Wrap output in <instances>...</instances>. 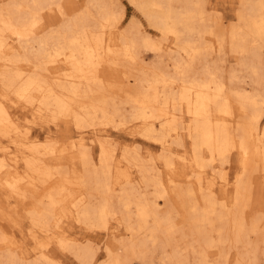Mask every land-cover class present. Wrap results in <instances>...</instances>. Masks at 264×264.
Returning <instances> with one entry per match:
<instances>
[{"label": "bare ground", "instance_id": "1", "mask_svg": "<svg viewBox=\"0 0 264 264\" xmlns=\"http://www.w3.org/2000/svg\"><path fill=\"white\" fill-rule=\"evenodd\" d=\"M129 1L156 30L175 37L168 55L172 74L168 62L161 63L165 49L156 38L159 43L151 36L118 40L106 31L112 12L103 3L89 2L100 21L89 24L86 11L43 34L42 10L55 0L0 5V209L15 214L11 199L19 203L35 226L28 237L44 249V261L49 245L85 263L93 256L90 245L67 242L61 223L68 212L91 232L108 230L111 220L123 224L131 251L148 241L146 256L169 246L164 256L171 264L184 256L182 249L193 264H214L210 257L221 252L226 260V244L254 249L257 240L250 236L264 229V215L250 218L246 210L255 176L264 186V70L254 63L264 54V0H239L237 24H229L226 40L240 55L236 65L251 74L249 91L231 85L237 68L227 81L206 66L213 44L199 38L208 26L202 27L201 0H175L176 6L173 0ZM207 32L223 50L222 23L214 21ZM140 44L162 59L124 87L118 75L130 79L125 64L132 65ZM197 62L204 65L200 72ZM110 127L122 136L113 137ZM231 158L236 168L229 177L220 167ZM74 190L82 193L78 202ZM176 233L195 239L182 248ZM12 240L0 230V248L8 250ZM105 248L108 263L121 264Z\"/></svg>", "mask_w": 264, "mask_h": 264}, {"label": "rangeland", "instance_id": "2", "mask_svg": "<svg viewBox=\"0 0 264 264\" xmlns=\"http://www.w3.org/2000/svg\"><path fill=\"white\" fill-rule=\"evenodd\" d=\"M6 1L7 0H0V5ZM96 1L97 0H94V1H90V0H59L58 1V0H55L56 3H53L49 9L45 8L42 10L41 22L43 23L42 24L43 27L46 25L45 26L46 28L44 27L43 31L41 33L43 34L44 32H48V30L50 28L56 29L57 25L59 26L62 22H65L67 19L69 20V19H73V17L75 18V16L77 17L78 13H79L78 16H82L86 11L88 13H90V15H88L87 19H89V20L87 22L89 24H93L99 20V15L96 14V8H97L96 4L97 3H99V4L103 3L105 5V7L108 8V9L107 8L106 9L107 10L110 9V11L112 12V17H111V21H110L111 27L109 25V27L105 28L108 33L109 32H111L112 34L114 33L115 37L118 38V40H119V38L124 37L126 35L135 36L138 39H141L143 37L146 38L145 36H147V37L151 36L150 37L151 41H154V43L160 42L163 49H165L163 51L166 53V56H165V53L162 52L163 60L161 62L160 59H162V58L160 56L157 57V55L155 54L154 51H153L154 52L153 53L151 50L147 49V47L145 48V46H142V44H140L138 46L140 48H137V51H136L137 55H135L136 57L133 60V61H135V64L133 61H130V60H129L130 62H128V63H130V65L132 64L131 66H128L127 63L125 64V65H127V71H130V73H127V74H132L129 77L130 79L126 78L123 75H118V79L121 76V80L124 82L123 83L124 87L131 86L135 82L134 81L135 77H141V75H140L141 71L140 70H142L143 67L145 69H147L150 66H153V65L156 66V64L158 63L157 62L158 58H160L159 61L164 65H166V62H168V65H166L167 67H165V70L168 73L172 74L173 68L170 66L171 65L170 64L171 59L168 57V55L171 53L170 48L172 50L175 48L174 45H172V43L175 42V40H174L175 37L173 38L172 34L169 33V34L165 35V34H162L159 30H156V28L154 26H152V24H150V21L148 20V18L145 15H143V13L139 9H137L133 5V3H131L129 0H98L100 2H98V1L96 2ZM194 1L198 2L199 0H194ZM201 1H199V2H201L203 4V7H204V13L202 15L201 20H203L205 18L204 20L206 23L203 25L204 22L201 21V23L203 25L202 27L204 28L205 25L213 27L214 21H220L223 25V28H224V43H223L224 49L222 48L223 50H219L217 48L218 46L216 47L217 43H215L216 42L215 37L212 34L208 35L207 31L209 29H211L212 27L208 28V26H207L208 30L205 27L204 29L206 32H203L200 34L199 38H201V39L204 38L205 40H207V41L202 40V42H204V43L206 42V44H207V42L209 41L208 43L213 44L210 46L208 52H206L209 54V51H210V54H209L210 56L208 54H206L207 55L206 58L208 59V60L205 59L207 61L206 63L208 64V65L206 64V66H210L212 68L216 67V69H215L216 71L219 69L217 71V73L222 75L225 78V80H227V81H228L227 78H228L230 71L237 68V70H234V78H233L234 80L232 79L231 85H233L234 87L245 88V90L248 89V91H249L251 89V85H252L251 80H250L251 74L250 75L247 74V73H249V71L246 68L245 69L247 71L246 70L244 71V69L239 68V66L236 65V63L238 64L237 57H238V59H240L239 58L240 55L237 53H232L233 51L230 52L231 50L229 51L228 46L230 45V43H228L229 40H227L228 39V33H229L228 30H230L229 27L234 24V23L232 24V22H235L234 25L237 24L236 23L237 22V12L241 8V3H240V5H238L239 0H201ZM89 2H95L96 4L93 3L94 4V6H93V5L89 4ZM110 2H111V4H114V6L111 5ZM174 2L177 4V1L173 0V3H172L173 6H176V4ZM55 4H58V7ZM110 5L112 6V8ZM93 7H95V8H93ZM236 10H237V12H236ZM114 13H115V15H114ZM235 13H236V15H235ZM70 16H73V17L70 18ZM92 16H93V18H92ZM206 16H208V18ZM209 16L211 17L212 20L209 18ZM94 17L96 20H94ZM63 20H65V21H63ZM91 20H93V22ZM115 20H116V22H115ZM112 21L114 22V24L112 23ZM210 22H212V23H210ZM115 23H116V25H115ZM230 23L232 25H229ZM112 24H113V27H112ZM114 26H115V28H114ZM160 37H161V39H160ZM195 37H198V36H195ZM13 41H14V39H13ZM163 41H165V42H163ZM225 41H226V43H225ZM211 47L213 48V50H211ZM214 48H215V50H216V48H217V50H219V51H217V50L216 51L219 52L220 55L214 50ZM230 49H231V47H230ZM140 51H141V53H139ZM214 51H215V53H214ZM262 51H264V48H262ZM261 56H260L261 60H259L260 64H258L259 62L257 60H255L254 63H256L257 65H260V66L262 65L261 68H262V70H264V54L261 53ZM136 58H139V59H136ZM205 60L204 61L202 60L201 63L204 64ZM223 60H224V62H223ZM212 61H214V62H212ZM154 62L156 64H154ZM217 62L219 64V66H218ZM201 63L199 64L197 62L195 64L197 69L200 68V66L203 69L204 65H201ZM214 64H216L217 66ZM22 67H23V70L26 71V65H21L19 68H22ZM131 67L132 68L134 67V68L131 69ZM169 67H170V69H169ZM134 69H136L138 72L136 70L134 71ZM241 70L244 72H242ZM198 71L200 72L201 70L198 69ZM262 73H264V71H262ZM245 77H247V78H245ZM138 79H140V78H138ZM122 81H121V83H122ZM234 83L236 84V86L234 85ZM121 105H123V103H121ZM127 105L128 104H125V106H127ZM128 108L129 107H127L126 112L128 111ZM128 124H129V122H128ZM60 128L61 129L64 128L63 124H61ZM114 129L115 128H111V131H114V132H112L113 137H115V138L119 137L120 138L122 136V133H116L115 132L116 129L115 130ZM71 131L76 132L77 130L75 127H71ZM82 134L86 135V133H82ZM235 164H236L235 159L231 158L230 162H226V163L222 164L220 168H222V166H223V168H224L223 171L228 172V175L230 177L232 175V170H235V168H236L235 167L233 169ZM124 169H126V168H124ZM131 174H134V172ZM256 177L257 176H255V178H254V183L252 185L249 203L247 206L248 208L246 210L247 216L250 218L253 216H260V218H261L262 215H264V204H262V193H264V186H262V183H261L262 182V176L258 177L257 179H256ZM136 187H139V186L136 185ZM116 189H118V190H116L115 192L118 193L120 191L119 187H117ZM150 190H151V187H148L147 191L149 192ZM142 192H144L143 189H142ZM117 193H115V194H117ZM72 194L74 196V197H72V200L76 199L73 202H78V200L81 198L82 193L79 190H77V191L74 190L72 192ZM11 204H14L11 208H14L16 210L15 214L11 213L10 211L8 213V209L6 207L4 208V211L2 209H0V230L3 233H5L8 238L13 237L12 243L8 244L9 247L6 248L8 250H4L5 248H0V256H1L0 257V264H20V263L21 264H39V263L40 264H109L108 263L109 259H108V255H107L108 253H107V250L105 248L106 245H108L110 247L111 254L118 256L121 264H171L170 262H168L167 259H165V256H164V254L171 253V248L169 246L166 247L165 253H162L161 251H159V249L156 250L157 249L156 248L152 254L150 253L149 256H146V253L144 250L149 248L150 242L148 241L147 246L144 249L139 250L137 248V249H134L133 251H131L130 249H128L129 248V246H128V244H129V238H128L129 237L128 236L129 231L126 229V227L123 224H116V223H114L113 220H111V222L109 223L110 228L108 230L103 229V228L100 229V228L93 227V229H95V231H93L96 234L95 235L90 230L92 228H89L90 231H88L87 230L88 227H86L87 225L80 224V222H78L72 216L69 215L70 214L69 212L66 214L67 216L64 217L63 223H61L63 229L66 232L65 234L67 235L66 240H67V242H69L72 245H75V243L76 244L80 243L79 245H84V244L90 245V249L89 248L88 249L90 252H93L92 258L90 259L89 262L85 263L83 260H81L79 257H77L72 251L56 250L51 245H49L48 246L49 252H48V257H47L48 261H44L43 260L44 256H42V254L44 253L43 252L44 249H41V247H35L34 244L32 243V241L28 237V233L30 231H33V229H35V226H33L34 224H32L30 222V219L26 218V213H24V211H22L23 209L20 208L19 203L15 202L14 200L11 199ZM70 205H69V207H70ZM159 205H160L159 207L161 209L163 207L162 203H159ZM262 226H264V219H262V224L260 227L261 229L264 228ZM262 230H264V229H262ZM262 230L259 231V234L257 235L256 238H255V235L250 236V240H253V241L257 240V241H255L257 243V247H255L254 249H251L250 246L246 247V245H244L242 243L241 244L246 249L243 248L240 245V243H238L236 245L235 249L234 248L228 249L229 246H228V244H226L224 246V250H223L226 253L228 251L227 256L225 255L226 260H224V258H223L224 256H222V254H221L222 252L221 253L218 252L220 255L219 254L215 255L213 253V255L210 257V260L215 259L214 264H264V231H262ZM261 232H262V236L260 235ZM37 233L38 234L40 233V235H43V231L37 232ZM81 235H83V236L81 237ZM175 239H177V241L181 245V247L184 248V244H186V245L190 244L195 238H190V237H187V239L182 238V237H180L179 233H176ZM255 242H254V244H255ZM254 244H253V246H254ZM248 248L251 249V251L247 250ZM245 250L247 252H245ZM246 254H248V255H246ZM13 255H15V258L13 257ZM182 255H184V256L182 257ZM180 257H182V258H179V260H178V262H176V264H193V261H192L193 255L188 252V249H186V250L182 249ZM184 257H185V259H184ZM16 259H17V262H16ZM50 260H52L53 263L50 262ZM181 260H182V262H181ZM185 260L186 261L188 260V261L186 262ZM222 260H224L225 262L222 263Z\"/></svg>", "mask_w": 264, "mask_h": 264}]
</instances>
